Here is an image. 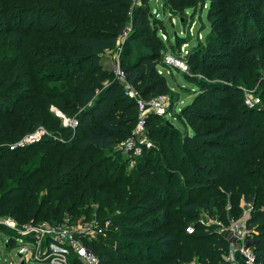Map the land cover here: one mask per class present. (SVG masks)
Masks as SVG:
<instances>
[{"label":"trees","instance_id":"1","mask_svg":"<svg viewBox=\"0 0 264 264\" xmlns=\"http://www.w3.org/2000/svg\"><path fill=\"white\" fill-rule=\"evenodd\" d=\"M209 4L219 10L214 34L236 45H220L208 54L224 60L217 71L221 77L237 81L245 76L242 57L264 59V0H210ZM4 6L11 22L16 13L24 14V19L3 33L16 55L8 68L0 66L2 215L20 222H52L65 211L81 216L83 204L97 200L109 210L121 208L111 220L115 228L107 240L85 241L98 255L99 264H231L225 258L230 243L223 228L201 225L194 212L219 209L227 227L230 218L238 216L235 201L240 193L254 204L247 223L258 234L252 245L257 262L264 264L263 108L248 110L237 104L231 109L233 117L225 116L224 123L199 129L200 123L208 124L217 114L194 110V103L188 102L176 117L190 123L193 132L177 142L166 137L176 134L172 124L157 126L162 118L168 119L173 104L165 115L151 113L147 119L150 138L158 142L161 154H168L169 145L173 146L170 164L178 174L161 171L147 147L136 156L131 174L112 160L118 155L116 146L137 124L138 106L135 98L124 93L116 71L103 65L102 53L115 49L131 25L121 58L126 81L144 99L171 95L158 67L169 45L158 30L152 31L150 12L133 0H5ZM208 41L214 46L213 35ZM38 46L46 51H34ZM39 52L51 65L47 79L38 65ZM187 58L197 60L196 50L188 52ZM45 81L52 84L40 89ZM52 105L79 120L77 127L65 130L66 141L49 138L10 149L9 142L42 124L49 126L50 113L59 120L55 127L64 129ZM127 160L123 157V162ZM178 176L182 184L174 183ZM174 192L178 195L172 198ZM222 192L232 194L231 207L225 211L218 199ZM154 198L159 203H153ZM192 223L195 229L189 232L186 228ZM4 233L0 232V243L6 239ZM8 235L13 241L11 230ZM22 260L18 264H28Z\"/></svg>","mask_w":264,"mask_h":264},{"label":"rangeland","instance_id":"2","mask_svg":"<svg viewBox=\"0 0 264 264\" xmlns=\"http://www.w3.org/2000/svg\"><path fill=\"white\" fill-rule=\"evenodd\" d=\"M4 1L5 0H0V66L5 69L11 65L16 54L13 44H11L8 40H3V33L6 29H9V27L19 25L20 19H24V14L16 13L14 15L15 19L11 22V19L6 18L5 10L7 8L4 6ZM209 2L210 0H133L134 5L143 6L148 12H150L149 18L153 24L152 31L158 30L157 32L159 33L161 39L165 43L168 42L169 45L167 48L168 50L163 51L158 67L160 73L166 77L171 87L172 94L168 96L170 105L173 104L174 109L170 112L171 117L168 116V119L162 118L157 122L158 127H164L167 123L170 125L172 124V128H176V134L174 133L176 137L172 136L170 133L166 136L168 141H170L171 137H174L177 142L179 137L183 134L189 135L193 132V127L190 123H181L176 117L180 108L188 102L194 103L192 106V109L194 108V110L209 109L217 114L214 119L209 120L210 122L208 124H197L199 125V129L202 127L205 128L207 126H216L219 123H224V117L232 116L234 112H231V109H233L237 104L243 105L244 108L246 107L248 110H257L260 108L264 109V59L261 61H253L246 59V57H242L241 69L243 70V74L245 76L237 81L229 79L227 76L221 77L220 74L217 73L220 66L224 63V60H221L219 55H209L208 53L213 54L214 51L218 50L217 48L220 45L232 48V46L236 45V41H222L214 34L216 27L214 23L217 19L219 10H213ZM131 32L132 26L129 25L128 28L120 35L117 47L115 49L105 50L102 53V62L104 66L114 69L115 71L119 68V66L122 68L121 58L125 55V44ZM211 35L214 36V46H212L208 41V36ZM38 50L46 51L43 47L39 46L34 51L37 52ZM191 50H196L198 54V58L194 62H191L190 59L187 58V54ZM39 53L40 56L42 55V58L39 59L38 65L40 69H44L42 75L47 79L49 73L48 69L51 65L48 64V58H44L46 56L41 52ZM15 65H19V63ZM1 67L0 74H2ZM51 84L52 82L45 81L41 84L40 89H44V87ZM104 84L106 86L108 81ZM227 86L235 88L236 92L232 93L230 88H225ZM122 87L124 93L129 96L126 92V87L124 85ZM183 93L184 97H182ZM255 98L257 99L256 101ZM249 99H252V102H249ZM170 105L169 107H171ZM54 107L56 106L52 105L51 110L54 111ZM48 124L49 126L42 124L31 131L32 133L39 127L42 128L43 132L40 139L37 141L49 138L66 141L65 130L73 128L71 126L64 125L62 118L61 124L64 129L61 127H55L59 125V120L54 119L53 114L51 113ZM29 134L30 133L26 135ZM145 134L147 138L151 139L148 131ZM26 135L19 137L12 143L9 142V146L19 142ZM22 147L23 146H17L14 149H21ZM145 147L150 148L149 152H151V155L154 156V159L158 164V168L161 169L162 167L161 171H164L167 175H170L171 173L173 175L178 174L176 170L171 169L172 165L170 164V158L174 153L173 146L169 145L170 150L168 154H161V151L159 153V144L158 142H153L152 139L151 144H147ZM116 151L118 153L117 158H113L112 161H117L118 165H124V171L131 173L137 163V159H135L136 157L133 156L132 158L127 154L121 153L117 146ZM123 157H126V159L128 158L127 162H123ZM197 158L194 157V161L200 162ZM110 168L112 170L114 169L113 166ZM178 182L181 184L183 183V178L181 176H178L176 181H174L176 184ZM126 188L129 190L128 185ZM168 192L170 193V191ZM59 193L55 194L56 199L59 197ZM127 195V197L131 196V192H128ZM177 195V192L172 193V198ZM218 199L222 202L224 211L226 209H230V205L232 203V194L230 192H222L220 198ZM155 200L156 202L153 203H159L157 198H154L152 201ZM235 202L237 203L236 211L239 209V213L237 217H231L229 223H238L240 226L246 225L247 223L245 221L244 210L248 208L247 203L249 201L245 200L244 195L239 193ZM252 205L254 206L253 202ZM163 207L166 209V206L163 205ZM82 208L85 212H83L81 216L75 215V213L71 211H65L61 219L47 222L51 226H57L59 224H75L77 222H98L99 224L104 225L106 221L112 220L113 217H117L121 213V208L109 210L108 208L101 206L97 200L87 201L86 204H83ZM220 212L222 211H219V209L216 208L210 212L199 209L197 212H194V215H197L195 221L204 226L210 225L214 230H221L222 226H224L223 223L225 220L221 218L222 215H220ZM216 220L219 221L221 225L217 224ZM43 222L46 221H37V223ZM27 223L28 222L17 221L10 216H4L0 213V232H5V238L9 236V230H11V233L15 238L20 237ZM191 225H193L195 229V223H192ZM188 227L186 229H188ZM109 229L113 230L114 228L109 225ZM255 233V229H252L251 232L248 233V239L252 244L255 243L257 238L256 235H258ZM109 234L110 233L107 232L106 234L97 236L96 239L101 238L107 240L110 237ZM15 238L13 241L10 239L6 241L10 246L5 244V239H3L0 243L2 253L0 257V264H12L13 261L15 264H18L19 259L24 260L25 255L20 254L22 252L20 251L22 241H16ZM71 257V263H73V253H71ZM196 260L197 259H194L193 261ZM238 260L241 264H247L242 256H239ZM31 264H36V262H32Z\"/></svg>","mask_w":264,"mask_h":264},{"label":"built area","instance_id":"3","mask_svg":"<svg viewBox=\"0 0 264 264\" xmlns=\"http://www.w3.org/2000/svg\"><path fill=\"white\" fill-rule=\"evenodd\" d=\"M116 75L122 85L127 89V94L135 98L138 106V119L132 134L119 142L118 149L128 156L133 158L142 154L144 147L151 144V139L146 137L147 119L151 113L165 115L168 112L170 100L168 95L159 94L150 99H144L140 93L126 81L125 73L119 66L116 70ZM257 99L255 98V101ZM252 102V99H249ZM55 113L62 118L63 124L77 127L79 120L76 116L69 117L60 109L54 107ZM44 130V129H43ZM42 128L39 127L35 132L26 135L19 142L11 144L10 148L14 149L17 146H25L29 143L40 139ZM248 208L244 210L245 221L247 223L251 216L253 208L252 202L247 203ZM216 223L220 224L216 220ZM109 225L114 227L111 220L106 221L104 225L98 222L75 224H59L51 226L47 221L37 223L29 221L21 233L20 237H16V241H22L20 254H24L28 264L36 262V264H75L78 260L79 264H99V257L96 252L88 248L85 241L96 239L97 236L106 234L111 229ZM224 237L230 243V251L225 255V258L231 264H241L238 260L242 256L247 264H262L257 262L254 248L249 241L248 233L251 228L246 225L240 226L238 223H230L227 227L222 226ZM194 227L190 225L188 231H193ZM9 237L5 239V242ZM71 253H73V262ZM32 261H30V260ZM200 264V263H197Z\"/></svg>","mask_w":264,"mask_h":264},{"label":"water","instance_id":"4","mask_svg":"<svg viewBox=\"0 0 264 264\" xmlns=\"http://www.w3.org/2000/svg\"><path fill=\"white\" fill-rule=\"evenodd\" d=\"M182 97H184V93H183ZM22 264H24V262H22Z\"/></svg>","mask_w":264,"mask_h":264}]
</instances>
